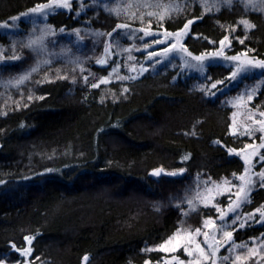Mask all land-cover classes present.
I'll return each instance as SVG.
<instances>
[{"label": "trees", "instance_id": "16d2710c", "mask_svg": "<svg viewBox=\"0 0 264 264\" xmlns=\"http://www.w3.org/2000/svg\"><path fill=\"white\" fill-rule=\"evenodd\" d=\"M53 1L0 0V28ZM91 1L0 31V264L27 261L16 250L25 248L29 264H163L167 254L156 247L181 227L203 229L229 202L223 195L199 204L196 181L241 176L244 164L229 150L260 137L232 126L238 110L264 114V81L252 101L233 107L220 92L229 67L189 73L179 59L146 63L148 51L137 50L144 44L115 49L108 66L85 47L70 44L73 55L46 57L31 46L44 24L113 31L120 19ZM163 1L178 7L145 27L179 36L187 25L181 41L190 55L227 39L228 54L264 60V0ZM117 66L121 74L107 81ZM159 168L185 175L158 179L152 173ZM263 205L260 187L229 229L234 244L264 240V225L244 219Z\"/></svg>", "mask_w": 264, "mask_h": 264}, {"label": "rangeland", "instance_id": "374dc122", "mask_svg": "<svg viewBox=\"0 0 264 264\" xmlns=\"http://www.w3.org/2000/svg\"><path fill=\"white\" fill-rule=\"evenodd\" d=\"M84 1L54 0L38 11L21 16L18 20L43 23L49 14L59 10L70 11L73 3L80 4ZM205 1L209 3L211 0ZM91 3L92 6L96 5L106 14L120 19L119 25L110 33H105L88 26L71 31L54 30L44 24L39 26L37 38L32 41L31 46L46 57H53L56 54L73 55L70 44L79 50L85 47V52L90 56H99L96 61L98 64L108 66L116 50L121 54L123 50H131L137 45L144 44L137 50L148 51V56L145 58L146 63L151 60L160 63L170 59H179L182 68L189 73H204L206 67L210 65L229 67L232 73H236V76L233 78L231 73L227 86H224L220 92L231 96V106L238 108L252 101L254 94L258 91L259 83L264 81V68L251 66V64L264 62V60H258L245 54H228L230 44L227 39L223 40V45L220 42L218 49L213 52L190 55L181 41V38L188 33L187 30L176 36L151 31L145 27L146 24L149 25L150 19L175 12L178 7L177 3H168L163 0H92ZM97 13L98 10L94 11V15ZM18 20H14L6 28H0V31L15 32ZM135 24H142V26ZM120 25L126 27H119ZM150 38L153 40L147 43ZM218 53L220 55H217ZM198 56L203 59L198 61L195 59ZM233 56L238 59L226 58ZM141 69L144 71L146 68ZM120 74V67L117 66L112 70L107 81L118 78ZM256 80L257 83H255ZM250 122L251 125H249ZM238 129L249 130L250 134L254 131L260 134L258 139L250 135L254 138L253 142L247 143L241 150H229L231 155L237 156L243 162L244 173L232 180L209 182L203 185H196V181L194 187L195 192L198 193L199 204L212 205L217 198L223 195L230 196L229 202L220 210L218 218L206 221L203 229L192 232L181 227L169 240L156 247L167 254L163 264H201L202 262L208 264H264V240L259 239L236 245L233 243V235L231 239L224 236V233L229 232V229L237 222L236 218L252 192L264 183L258 175L264 172V168L261 171L256 170L264 160V114L256 117L246 114L245 110L234 112L232 131L236 132ZM241 177L243 179H240ZM262 214H264V205L257 211L244 215L246 224L264 225ZM29 255L27 261L31 263L28 259ZM27 261L23 259L21 264H29Z\"/></svg>", "mask_w": 264, "mask_h": 264}, {"label": "snow or ice", "instance_id": "6c2138e0", "mask_svg": "<svg viewBox=\"0 0 264 264\" xmlns=\"http://www.w3.org/2000/svg\"><path fill=\"white\" fill-rule=\"evenodd\" d=\"M33 11H36V9H33ZM191 23V22H190ZM119 27H126L125 25H120ZM185 30H187V25L185 26ZM61 31H63V29L61 30ZM241 43H243V41H240ZM221 44L223 45V41H221ZM173 47H175V45H173ZM217 55H220L219 53L217 54ZM227 59H231V60H237L238 58L237 57H235V56H233V57H226ZM195 59H197L198 61L199 60H202L203 59V57H201V56H198V57H196ZM250 64H251V62H250ZM251 66L252 67H260V68H264V62H256L255 64H251ZM239 70V69H238ZM232 76H233V78L236 76V73L235 72H233L232 73ZM213 87H215V85H213ZM43 97H41V99H42ZM158 174V173H157ZM259 175V177H260V179L262 180V181H264V172H261V173H259L258 174ZM240 179H243V177H241ZM249 183H252V181H249ZM261 187H264V183H262L261 184ZM262 215H264V214H262ZM222 218V217H221ZM236 219H239V217H237ZM233 222H235V220L233 221ZM207 223V222H206ZM241 226H243V225H241ZM224 236L225 237H227V238H229V239H231V237H232V233L231 232H225L224 233ZM31 239H33L32 237H25V240L27 241V242H30L31 241ZM13 248H15V245H13ZM18 252H21V255H23V256H25V257H27L29 254H30V248H25L23 251H21L20 249H16ZM201 251H203V250H201ZM85 259H87L86 257H85Z\"/></svg>", "mask_w": 264, "mask_h": 264}, {"label": "water", "instance_id": "95a60500", "mask_svg": "<svg viewBox=\"0 0 264 264\" xmlns=\"http://www.w3.org/2000/svg\"><path fill=\"white\" fill-rule=\"evenodd\" d=\"M152 174H153V176L157 177L158 179L161 177L180 178V177L185 175V170L167 171L165 169L159 168V169L155 170Z\"/></svg>", "mask_w": 264, "mask_h": 264}]
</instances>
